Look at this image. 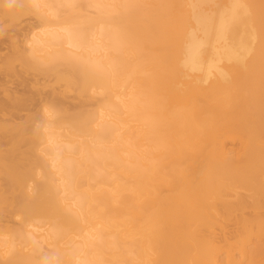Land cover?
Masks as SVG:
<instances>
[{
	"label": "bare ground",
	"instance_id": "1",
	"mask_svg": "<svg viewBox=\"0 0 264 264\" xmlns=\"http://www.w3.org/2000/svg\"><path fill=\"white\" fill-rule=\"evenodd\" d=\"M21 71L0 264H264V0H0Z\"/></svg>",
	"mask_w": 264,
	"mask_h": 264
},
{
	"label": "rangeland",
	"instance_id": "2",
	"mask_svg": "<svg viewBox=\"0 0 264 264\" xmlns=\"http://www.w3.org/2000/svg\"><path fill=\"white\" fill-rule=\"evenodd\" d=\"M3 53H5L6 52V50H3L2 51ZM19 68V67H18ZM22 72L23 71H21L20 73H19V77H18V75L16 74V75H12V77L10 76V77H8L7 78V80H6V82L5 81H0V83H3L2 85L0 84V95L2 94V90H3V87H4V89H13V90H15V91H17V93H20L19 95H22V93H23V95H26V93L28 92V90L29 91H34L35 90V86H36V88L37 87H41V85H44V86H46V85H48V86H46L45 87V91H46V89H47V91L48 90H52V88H53V86H54V88L53 89H57V87H58V85L59 84H57V82H55V80L53 79V78H51V77H48L47 79H41V78H39V77H37L36 76V78H35V76L32 74V72H28V73H26V72H23V74H22ZM27 74V75H26ZM29 75V76H28ZM26 78H28L27 80H29V81H27L28 82V86H31V89H29V88H26L25 87V90H24V88H23V86L21 85V81L24 79H26ZM8 79H9V81H8ZM22 79V80H21ZM193 80V77H188V78H186L185 79V83H183L182 85H183V88H184V91H186V96L184 97V100L185 101H190V100H192V99H194L196 96H197V94H198V86H194V83L195 82H193L192 81ZM18 81H19V83H18ZM9 82V83H8ZM30 82V83H29ZM30 84V85H29ZM53 85V86H52ZM7 86V87H6ZM51 86H52V88H51ZM49 87V88H48ZM26 89H28L27 91H26ZM24 91V92H23ZM31 91V92H32ZM46 91V92H47ZM68 104H75V103H77V101L75 100H68ZM33 103V102H32ZM30 104V102H28L27 104H26V110H23L22 111V113L24 112V113H27L28 112V110H27V107L28 106H30L29 105ZM67 104V105H68ZM30 109V108H29ZM27 111V112H26ZM239 138L238 137H231V138H229L228 139V142H227V144H228V146H233V147H237V144H238V140ZM204 157V156H203ZM164 163H167V161H165ZM182 167H185V165H182ZM227 230H228V232H229V234H231L232 232H234V230H235V226H234V222H232V221H229L228 222V226H227ZM219 237H221L220 235H219ZM221 239H222V237H221ZM254 241H255V239H254ZM264 242V241H263Z\"/></svg>",
	"mask_w": 264,
	"mask_h": 264
}]
</instances>
